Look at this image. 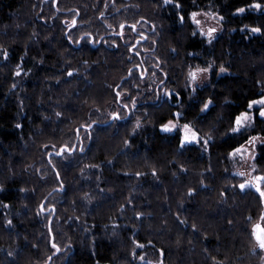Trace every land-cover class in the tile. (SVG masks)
<instances>
[{
  "label": "trees",
  "instance_id": "16d2710c",
  "mask_svg": "<svg viewBox=\"0 0 264 264\" xmlns=\"http://www.w3.org/2000/svg\"><path fill=\"white\" fill-rule=\"evenodd\" d=\"M252 3L183 0L184 14L224 17L220 34L207 44L163 0H0V264H44L48 256L50 264H141L132 255L136 241L144 245L137 253L157 252L161 264H257L250 233L264 203L254 188L236 187L242 178L232 174L228 155L264 130L258 118L241 135L228 131L230 117L264 92V30H242L264 25V11L234 14ZM209 61L216 70L211 82L190 97L189 66ZM17 64L19 77L12 74ZM221 64L229 70L217 78ZM117 85L130 109L127 97L136 98L135 109L113 102ZM171 89L181 92L176 99L186 120L213 137L207 151L180 148L175 134L158 132L179 106L156 93ZM209 97L213 105L200 113ZM112 111L125 118L110 123ZM137 119L154 132L134 137ZM93 120L91 139L81 132L84 152L69 162L53 156V170L48 153L77 143L73 130ZM256 163L264 171V148L257 149ZM51 237L61 252L52 249Z\"/></svg>",
  "mask_w": 264,
  "mask_h": 264
},
{
  "label": "snow or ice",
  "instance_id": "6c2138e0",
  "mask_svg": "<svg viewBox=\"0 0 264 264\" xmlns=\"http://www.w3.org/2000/svg\"><path fill=\"white\" fill-rule=\"evenodd\" d=\"M164 4H170L175 9H179L180 11L177 12V19L181 24H184L186 21L190 20L194 25L197 26V30L192 33L193 36L199 34L207 39L208 43H212V41L215 39V34L218 31L217 27H208L205 31L204 27H202V21L198 17L201 15L205 17H212L214 19H217V23L219 24L220 21L224 20V17L222 15H219L216 12H209V11H192L190 13L184 14L183 9V0H163ZM248 9H258L264 11V4H261L259 0H253L252 4L245 5L242 7H236L234 9V14H241L247 11ZM103 15V13H101ZM144 17H141V20H144ZM76 24L75 18H73L72 23L68 25L69 28H72ZM137 24H139V21H137L135 24L131 25L132 30H135L137 27ZM111 27V25H109ZM125 27L124 24L120 25V28L123 30ZM242 30H247L253 33H260L262 30H264V25L260 26H249L245 25ZM122 34V33H121ZM91 34H82V38L87 39L88 36ZM69 40H72V37L69 35ZM146 39L145 35L143 33L140 34V40ZM74 43H80V41L73 40ZM95 42V41H92ZM155 43V41H154ZM135 46H133L132 49L134 50ZM171 51H175V49H171ZM139 55V53H136ZM3 59L5 61L9 58V51L5 49L2 53ZM87 63V62H86ZM215 61H209L206 66H189L188 72L186 74V85L185 87L190 88L191 91L189 93L190 97L195 94L199 88V86L204 82V80L207 79V76L205 74H208L210 72L216 71L214 69ZM136 68L139 67V65L135 66ZM156 67L159 68L160 64L157 63ZM16 70L12 73L14 76L19 77L21 73L23 72V69L21 68L20 64H17L15 66ZM228 68L225 67L223 64L220 65L218 71L216 72L217 75L221 73L228 72ZM74 71V70H73ZM73 71H68L67 75L72 76ZM129 76L135 75L134 69L128 70ZM145 70H141L139 75L141 78L144 77ZM153 76H155V73H152ZM123 79V77H122ZM161 85L164 84V81H160ZM13 88L16 87L15 84L12 85ZM138 87V86H137ZM181 95V92L177 91L176 89L171 90H163L162 92H157L156 97L157 99H160L161 97H166L167 100H165V103H167L168 100H175L176 105H178V110L171 112L170 118L166 120H162L158 124L159 131L171 134L174 133V139L178 141L179 147L183 148L186 145L189 144H199L203 147V150L207 151V146L209 145L210 141L213 139L210 135H202L200 130L197 128V126L191 122L187 121L185 118V113L179 109L183 108V102L181 100L176 99ZM125 99V96L123 94V85H117L115 95L113 97V102H123ZM127 99L130 101L131 109H135L137 105V100L135 97H127ZM213 105V99L209 97L207 100L203 101L200 106V113H206L210 110V106ZM123 109H127L131 111L129 108L128 103H122ZM61 113H57V116H60ZM125 118V113L122 111H112L109 114V119L116 121L121 120ZM258 118H264V92L258 95V98L249 99L247 101L246 106L243 108V110L238 111L237 114L230 117V126L228 131L233 134L241 135L248 129H254L255 122ZM106 122V121H105ZM97 121L93 120L91 123H84L80 126H78L76 129H74L75 139L77 143H64L60 145L58 151L50 152L48 164L51 165L52 169L55 170L58 167V164L53 161L52 157L55 156L57 158H60L61 160L65 162L71 161L73 156L77 151L83 153L84 152V145L81 140V132L83 131L84 135L91 139V134L89 130L93 127L94 124H96ZM19 127V125H17ZM142 123L139 119L135 122V127L133 128V132H135L136 129L141 128ZM129 141L126 139L124 141V144L127 145ZM53 148H55V145H52ZM47 148V146H46ZM258 148H264V130L261 132L255 133L253 135H250L247 137V139L243 143H239L237 146L231 148V151L228 153L229 156L235 157L237 155L240 156L242 160H251L252 164L250 165L248 171H240L237 170L236 175L241 177V181L236 185L240 190H245L248 188H254L255 192L258 193V199L264 203V171L259 170V165L256 163V156H257V149ZM56 178L60 179V172L56 171L55 173ZM136 175H142V173L137 172ZM153 175H156L155 170H153ZM203 183V181H201ZM59 187L63 189L64 185L61 181ZM3 185H0V190H2ZM21 191H24V189H21ZM195 189L189 188L188 194L191 195L194 193ZM87 195V194H85ZM4 207H8L7 204H4ZM123 207V205H121ZM47 208L44 206L41 207V211H46ZM137 215H141L140 213H137ZM260 221L261 223H255L251 226V237L254 238L255 244L253 245V251H255L256 248H259L261 251H264V212L260 214ZM184 221H181L183 223ZM9 225H11L12 221H7ZM195 224L193 225V228H195ZM51 231V230H50ZM149 244L152 242L149 241ZM51 247L52 249H55L56 252H61L60 247L55 242V237L51 240ZM136 248L143 249L144 245L139 243V241H136L134 244V249L132 252V255L134 257H137L140 260H145V256L139 255L135 251ZM9 255L11 256L12 253L9 252ZM215 259V258H213ZM53 260V256H48L46 260L44 261V264H50V262ZM148 264H153V262L149 261ZM156 264H161L160 261H156ZM262 264H264V258H262Z\"/></svg>",
  "mask_w": 264,
  "mask_h": 264
},
{
  "label": "rangeland",
  "instance_id": "374dc122",
  "mask_svg": "<svg viewBox=\"0 0 264 264\" xmlns=\"http://www.w3.org/2000/svg\"><path fill=\"white\" fill-rule=\"evenodd\" d=\"M198 18L201 19V21H202V25L201 26L204 27L205 31L207 30L208 27H217L218 31L215 34V38L220 34V32L222 30V26H221L222 21H220L219 24H218L217 23L218 17L216 19H214V18H212L210 16L209 17H205V16L201 15ZM192 25L194 27V31H196L197 30V26L194 25L193 23H192ZM199 36L201 38H203L206 41L207 44H210V43L207 42V39L205 37H203L201 35H199ZM211 74H212V72H210L208 74H205L207 76V79L204 80V82L199 86V88H201L203 86H206V85H208L211 82ZM225 74L226 73H221L219 75L216 74V76L218 78V77H221V76H223ZM261 119H264V118H261ZM141 123H142V127L136 129L135 132H134V137H136V138L147 136V135H150V134H152L154 132V128L150 124H148L146 122H143V121H141ZM134 127H135V124H134ZM158 132L162 133V134H166V133H163V132L159 131V128H158ZM171 134H174V133H171ZM171 134H168V135H171ZM232 134L233 133L229 132V135H232ZM189 145H196V146L202 147L199 144H189ZM229 159H230L231 164H232V169H233L232 170V174L235 175V176H237L236 175L237 170L246 171L247 172L249 167H250V165L252 164L251 160H247V162H245V160H242L239 155H237L235 157H231L230 156ZM248 189H250V188H248ZM245 190H247V189H245ZM253 253H254V256L256 258L255 262L257 264H262V258H264V254L259 252L257 250V248L255 249V251H253ZM139 255L145 256V258H146L145 260H140L139 259V262H141V264L148 263L149 261L153 262V264H156V261L162 262L161 255H159V254H157V252H153L151 250H147V249L143 250Z\"/></svg>",
  "mask_w": 264,
  "mask_h": 264
},
{
  "label": "flooded vegetation",
  "instance_id": "af4514ba",
  "mask_svg": "<svg viewBox=\"0 0 264 264\" xmlns=\"http://www.w3.org/2000/svg\"><path fill=\"white\" fill-rule=\"evenodd\" d=\"M257 223H261V222H257ZM257 250L264 254V251H261L259 248H257Z\"/></svg>",
  "mask_w": 264,
  "mask_h": 264
},
{
  "label": "water",
  "instance_id": "95a60500",
  "mask_svg": "<svg viewBox=\"0 0 264 264\" xmlns=\"http://www.w3.org/2000/svg\"><path fill=\"white\" fill-rule=\"evenodd\" d=\"M111 122H113V120H111L110 123H111ZM49 195H50V194H49ZM49 229H50V225H49ZM253 239H254V238H253ZM51 240H52V237H51ZM254 242H255V240H254ZM255 243H256V242H255Z\"/></svg>",
  "mask_w": 264,
  "mask_h": 264
}]
</instances>
